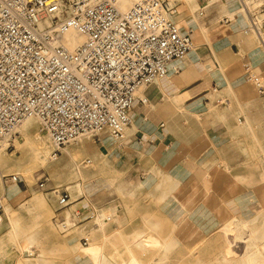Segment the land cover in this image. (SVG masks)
I'll use <instances>...</instances> for the list:
<instances>
[{
  "label": "crops",
  "instance_id": "0c3cea01",
  "mask_svg": "<svg viewBox=\"0 0 264 264\" xmlns=\"http://www.w3.org/2000/svg\"><path fill=\"white\" fill-rule=\"evenodd\" d=\"M242 1L264 17V0L169 1L174 21H182L180 30L193 46L169 63L165 77L147 86L139 97L144 103L136 99L121 142L101 134L115 168L110 176L117 175L124 197L95 172L89 192L75 198L68 193L66 207L59 208L55 196L54 220L67 219L69 230L94 220L83 206L86 199L111 215L92 235L78 238L81 249L70 264H94V257L101 261L96 264L141 263L157 259V251L171 256V249L161 247H190L226 221L254 222L264 214V99L245 79L246 65L264 73V47L246 32L247 12L236 10ZM1 180L0 197L23 192L18 182ZM152 238L160 245H147Z\"/></svg>",
  "mask_w": 264,
  "mask_h": 264
},
{
  "label": "built area",
  "instance_id": "2783aa9c",
  "mask_svg": "<svg viewBox=\"0 0 264 264\" xmlns=\"http://www.w3.org/2000/svg\"><path fill=\"white\" fill-rule=\"evenodd\" d=\"M247 12L246 32L264 46V17ZM168 0H134L122 10L118 0H0V144L10 145L17 127L34 116L40 131L60 148L82 135L100 140L106 132L122 138L131 123L130 112L139 87L165 77L169 63L193 46L172 15ZM84 36L73 48L64 34ZM245 79L264 99V81L249 66ZM89 162V160H86ZM10 183L18 174L3 175ZM59 208L69 201L67 191L53 190ZM0 197V225L4 208ZM88 218L111 219L110 213L86 199ZM62 232L71 222L60 216ZM83 244L87 237H83Z\"/></svg>",
  "mask_w": 264,
  "mask_h": 264
},
{
  "label": "rangeland",
  "instance_id": "374dc122",
  "mask_svg": "<svg viewBox=\"0 0 264 264\" xmlns=\"http://www.w3.org/2000/svg\"><path fill=\"white\" fill-rule=\"evenodd\" d=\"M259 3V1L253 2L251 6L253 7ZM252 36L256 45L261 47L257 37L254 34H252ZM255 73L264 81V73ZM160 79L161 78L156 79L151 84H154ZM147 88V86L139 87L135 95L137 97H145L143 92ZM252 89L257 95L254 86H252ZM20 127H18L16 135L13 137L9 146H7V143L0 144V159H2V161L0 160V194L2 193L1 177L13 173L19 175L20 181L18 184L23 190L22 193H16L10 198L2 199L4 215L0 225V264H31L34 261V256L41 254L43 257L42 259L46 260L47 263L70 264L71 255L75 253L76 248L78 247L81 249L78 238L88 233L89 236L92 235L93 227L97 225V227L101 228L103 220L94 219L90 222L78 225L67 232H62L61 226L54 220L57 204L53 190L67 191L71 195V198H75L81 193H88L89 191L87 189L91 185V179L98 177L99 179L108 181V184L113 186L116 195L124 197L125 191L119 189L121 184L119 183L117 175L111 174L112 176H110V173L115 169L113 167V162L106 155L101 146L108 138L101 140V134L100 140L93 136L82 135L78 137L76 141L73 140L63 145L55 160L48 158L45 163H40L30 158L25 163L24 160L26 155L24 154V150L27 149L26 146L28 142H32L36 135L41 136L46 141V146L50 152L53 151L55 146L49 141L46 136L47 134L40 131L38 120L29 119L23 124L22 128L28 137V142L24 141L25 137L20 135ZM126 134L127 128L124 136H126ZM107 135L110 140L120 142L124 138L115 139L108 133ZM70 152L72 153V157L67 156ZM103 159L107 160L103 161ZM86 160H89L90 163H86ZM1 162L5 164L3 165ZM23 167L24 171H22ZM104 170L107 171L104 172ZM93 172H95V176ZM15 187L17 188V185ZM23 203H26L28 206L30 204L33 205L35 209L30 212H24L22 208L25 207H21ZM66 215L67 212H65L64 216ZM263 216L264 214L256 215L254 222L251 223V229L258 235L264 231ZM11 217L17 218L15 223L19 230L28 233L35 232V241L37 243L32 246V254H29L27 250L20 252L19 240L9 236L7 230ZM95 222L97 224L94 225L93 223ZM248 233L249 232L245 231L242 236ZM72 236L73 239L71 238ZM74 239L77 241V246L76 244L72 245ZM257 240L261 241L259 247H263L264 239L261 240V238L258 237ZM150 241L152 244L148 241L147 245L156 247L160 245L154 238L150 239ZM226 242L228 243L222 231L218 230L214 234L208 236L207 240L197 241L190 247L178 245L169 248L161 247L165 252L171 249V256L169 253L157 251V259H151L149 261L139 260V262L143 264H242V262L238 260V255H241L244 251L245 245L243 244L245 243H237L236 247L233 248V253L231 255L227 253L229 256L226 255L225 257L224 255L228 247ZM237 247L241 248V250ZM231 256L232 258H230ZM147 257L150 258L148 255ZM253 263L264 264V255H260Z\"/></svg>",
  "mask_w": 264,
  "mask_h": 264
},
{
  "label": "bare ground",
  "instance_id": "6f19581e",
  "mask_svg": "<svg viewBox=\"0 0 264 264\" xmlns=\"http://www.w3.org/2000/svg\"><path fill=\"white\" fill-rule=\"evenodd\" d=\"M169 1L168 0V4H169ZM134 0H118V6L122 9V10H126L127 8H129L130 6H132ZM130 5V6H129ZM129 6V7H127ZM169 6H173L172 4H169ZM238 8H236V10H239V11H243V8L241 5H237ZM127 7V8H126ZM243 14V13H242ZM243 16V15H242ZM246 16V15H245ZM244 17V16H243ZM245 18V17H244ZM176 24L181 27L182 25V21L181 20H178L176 22ZM84 40V36L80 35L79 33H77L76 31L74 30H69L67 31L65 34H64V44L66 45V47L68 48H73L75 47L76 45L80 44L81 42H83ZM193 43V42H192ZM263 46V45H262ZM264 47V46H263ZM155 81V80H154ZM32 120V119H35L37 120L36 117L34 116H30V117H27L25 118L20 124L18 127H20L19 129V132L21 133L20 135L24 136L23 138L25 139L24 141H29L28 140V137L27 135L25 134L24 130H23V124L27 121V120ZM17 127V129H18ZM102 133H106V132H102ZM101 133V134H102ZM48 137V135H46ZM49 141L51 142L50 138L48 137ZM78 138H76L74 141H76ZM32 141V140H31ZM26 150H24V154L26 155L25 157V163L31 158V159H34L40 163H45V161L51 157V152L48 150L47 146H46V141L41 137V136H35V139L32 141V142H28V145L26 146ZM68 157H72V153H68L67 154ZM2 161V159H0ZM3 165L5 163L1 162ZM33 163V162H32ZM1 166V164H0ZM102 169V168H100ZM103 170V169H102ZM112 170V169H111ZM24 171V167H23V170ZM107 170H104V172H106ZM111 172V171H110ZM25 173V172H24ZM107 174V173H106ZM261 180H264V174L262 175L261 177ZM263 183V181L261 182ZM2 187V185H1ZM3 189V188H2ZM21 207H25V208H22V211L26 212V211H32L35 209V207L33 205H27L26 203H23V206ZM264 208V207H263ZM262 211V210H260ZM261 213V212H260ZM233 216V215H232ZM231 216V217H232ZM186 217V216H185ZM230 217V218H231ZM229 218V219H230ZM16 219L15 217H11L10 220H9V227H8V234L9 236L19 240L20 242V248H19V251L22 252L23 250H27L29 252V254H32L31 251H32V246L37 243L35 241V232H25V231H21L18 229V227L16 226ZM227 219V220H229ZM255 219V218H254ZM251 223L252 222H247L246 220H242V219H239L238 220H235L234 218L229 220L228 222L226 221L225 224L222 225V228L220 229L224 235V237L226 238V240L228 241V247H227V250H226V254L224 255L226 257L231 255L233 253V248L236 247V244L237 243H245L243 245L244 246V251L242 252L241 255H238V260L240 262H242V264H254L253 262L260 256V255H264V246L263 247H259V243L261 241H258L257 238L260 237L261 240L264 239V231L259 233V235L253 231L251 229ZM249 230L248 234L245 235V236H242L243 232ZM225 242V241H224ZM225 243V244H226ZM264 243V242H263ZM241 244V246H242ZM240 245V244H239ZM238 245V246H239ZM91 247V246H90ZM86 248H89V247H86ZM86 248L85 251H86ZM238 248V247H237ZM241 250V248H238ZM93 250L95 251V248L93 247L92 248V253H93ZM89 251V249L87 250ZM89 251V252H90ZM87 252V253H89ZM240 252V251H239ZM238 252V253H239ZM91 253V254H92ZM97 253V252H96ZM229 255H228V254ZM90 254V253H89ZM98 255V254H97ZM96 255V257H97ZM235 255V254H234ZM93 256H95L93 254ZM42 254L41 255H36L34 256V261L31 263V264H40L42 260ZM99 258V255L98 257ZM262 258V256H261ZM97 262L99 261V263H101V261L98 259L96 260ZM95 261V257H94V264H96L97 262ZM96 262V263H95ZM42 264V263H41ZM43 264H46L45 262H43ZM48 264V263H47Z\"/></svg>",
  "mask_w": 264,
  "mask_h": 264
}]
</instances>
